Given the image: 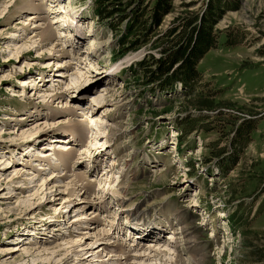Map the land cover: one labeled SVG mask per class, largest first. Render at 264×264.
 Returning <instances> with one entry per match:
<instances>
[{
	"label": "rangeland",
	"instance_id": "rangeland-1",
	"mask_svg": "<svg viewBox=\"0 0 264 264\" xmlns=\"http://www.w3.org/2000/svg\"><path fill=\"white\" fill-rule=\"evenodd\" d=\"M121 1L102 20L96 0H0V264H193L187 224L203 264H264V0H224L199 77L165 89L140 64L207 0H172L149 43L119 52L139 4ZM61 133L69 157L35 160Z\"/></svg>",
	"mask_w": 264,
	"mask_h": 264
},
{
	"label": "trees",
	"instance_id": "trees-1",
	"mask_svg": "<svg viewBox=\"0 0 264 264\" xmlns=\"http://www.w3.org/2000/svg\"><path fill=\"white\" fill-rule=\"evenodd\" d=\"M113 1V0H112ZM153 7L147 12V7L140 6L142 0H132L130 4L137 2L138 7L134 10V14H122L126 19L129 18L127 27L128 34L124 35L121 44L122 49L119 52L125 51V46L135 48L137 45L149 43L150 35L155 34L154 28L159 26L163 19V15L167 14L171 8L172 0H152ZM116 2V3H114ZM109 5V0H96L94 12L99 19L111 17L114 12L120 11L118 6L121 0H114ZM129 4V5H130ZM227 4L224 0H207L205 10L202 13H193L191 16L184 17L181 22L167 29L168 31L163 36L157 37L151 46V49L159 51L160 56L154 58L149 56V60L141 62L142 70L146 74L147 82L161 81L159 88L165 89V80L179 81L184 85H190L199 77L197 64L207 51L216 43L217 34L214 26L220 21L223 10ZM112 6V9L109 7ZM125 12V10H123ZM148 13V18H144V14ZM112 28L114 25H112ZM145 31L140 38H135L133 41L127 42L129 36L133 37L138 34V31ZM177 66L175 69H173ZM164 81V83H163ZM169 83V84H170ZM172 84H170L171 86ZM164 86V87H163ZM169 88V87H168Z\"/></svg>",
	"mask_w": 264,
	"mask_h": 264
},
{
	"label": "bare ground",
	"instance_id": "bare-ground-1",
	"mask_svg": "<svg viewBox=\"0 0 264 264\" xmlns=\"http://www.w3.org/2000/svg\"><path fill=\"white\" fill-rule=\"evenodd\" d=\"M50 7V6H49ZM60 9V8H59ZM49 10V9H48ZM54 11V10H53ZM50 12V11H49ZM48 12V13H49ZM54 12H59V10H55ZM53 14H55V13H53ZM62 14V13H61ZM59 16L60 15H58L57 17L59 18ZM32 17H34L33 15H32ZM58 22H60V23H62V22H64V19H62V20H60L59 19V21ZM57 22V23H58ZM64 25V24H63ZM77 25V24H76ZM48 26H51V25H48ZM52 31H51V28H46L45 29V31H43V33L41 34V40L43 41V42H47V40L49 41V39H50V37L52 36ZM27 84V83H26ZM56 91V90H55ZM48 96V95H47ZM85 112H86V115L83 113V117L85 118V120L86 121H84L85 122V127H86V130L87 131H91V133H92V136H91V139L93 140L92 142H91V144H92V146H93V144L94 145H100L101 144V142L100 141H102V140H99L97 137H98V133H97V128L99 127L98 125L100 124V122H101V120L99 119V118H97V115L95 116V115H93L92 114V111L90 110V109H85L84 110ZM92 126H94L96 129L94 130L93 128H92ZM72 129V128H71ZM56 132V131H55ZM57 133V132H56ZM54 134V133H53ZM70 134H72V131H70ZM174 136H176V133H174V135H173V137ZM22 136H20L19 138H21ZM58 137H60V138H58ZM57 138L60 140V141H62V142H67L68 140H70V139H67L66 137H65V139L64 140H62L63 139V137H64V135H62V133L60 134V136H58ZM56 138V137H55ZM98 139V140H97ZM53 141H58V140H53ZM52 141V142H53ZM59 141V142H60ZM100 143V144H99ZM63 144H65V143H63ZM62 144V145H63ZM172 144V143H171ZM107 145V142H104L103 143V145H100V147H98V150L99 151H102L103 152V150L104 149H108L109 147H107L106 146ZM173 145V144H172ZM63 147H64V149L65 150H63V151H61L60 153H58L57 151V154H61V156L63 157H66V156H68L69 157V151H70V145H67V144H65V145H63ZM67 149H69V150H67ZM90 149V148H89ZM86 151V150H85ZM84 151V152H85ZM90 151V152H89ZM55 152H53V154H54ZM87 153H91V150H88L87 151ZM51 154V153H50ZM55 155H56V153H55ZM47 156V155H46ZM50 156V155H49ZM52 157V156H51ZM35 160H37V161H46V162H48L49 163V160H50V158H41V155H39V156H37V158H35ZM51 161H53V160H50V162ZM43 163V162H42ZM9 164H11V162L9 161ZM52 164H54V163H52ZM51 164V165H52ZM48 165V164H47ZM13 167V166H12ZM48 169V168H47ZM54 171H56L55 170V168H54ZM14 172V177H16V176H18V173H16L15 174V171H13ZM19 172V171H18ZM34 174V173H33ZM32 174V175H33ZM35 175V174H34ZM108 175H109V172H108ZM105 176V175H104ZM35 177H36V175H35ZM107 178H109V176L107 177ZM106 181V180H105ZM108 181V180H107ZM101 182V181H100ZM109 182V181H108ZM55 184H56V182H54ZM52 184H53V182H52ZM108 184V183H107ZM49 185H51V184H49ZM102 187V186H101ZM174 216H175V221L177 222V224H178V221H181L182 220V215L180 214V213H178V212H176V213H174L173 214ZM132 216H135L134 214H132ZM79 218V217H78ZM135 218H137V216H135ZM181 218V219H180ZM82 219V218H81ZM142 220V219H141ZM184 222V221H183ZM186 223V222H185ZM188 223H192L191 221H189L188 220ZM166 224H167V222L165 221L164 222V227H166ZM151 225V223L150 222H146L145 224H143V226L144 227H148V226H150ZM188 225V224H187ZM187 225H184V226H181V224H180V226L182 227L181 228V233H178V234H181V235H183L184 236V238L185 239H187V245H189V244H191V242H193L194 244H192L191 245V247H190V253H191V255H192V257H193V260H194V262L195 263H193V264H203L204 263V260H205V254H203V249L201 250V249H199V245L198 244H196L195 242H196V238L194 237V236H191V234L189 233V229H188V227H187ZM203 226V225H202ZM151 227V226H150ZM173 227V226H172ZM173 229V228H172ZM153 230H155V229H153ZM153 230H152V234H154V232H153ZM151 232V231H150ZM142 233H145V232H142ZM142 233H141V235L140 234H138L137 236H133L132 238H134L135 237V239H137V237H141V238H143L144 236H147V235H145L144 234V236L142 235ZM148 234H149V232H148ZM151 234V235H152ZM175 235V234H174ZM120 237V236H119ZM130 238H131V236H130ZM131 238V239H132ZM154 238H155V236H154ZM194 238H195V240H194ZM115 239V238H114ZM157 240H160V237H158L157 238ZM193 240V241H192ZM191 241V242H190ZM115 243H117V242H115ZM120 244H118L117 243V245H118V248H119V253H122V254H125V251H124V249H126V248H123L124 246H122V242L120 241L119 242ZM67 244H70V243H67ZM36 245V244H35ZM158 245V244H157ZM130 246V245H129ZM133 246V245H132ZM35 248H38L37 247V245H36V247ZM35 248H31L30 249V251L29 252H27V253H32L33 252V249L35 250ZM46 250V249H45ZM107 250V249H106ZM160 252H161V250L160 249H158ZM167 251H169V252H171L170 250H168V249H166ZM46 251H49V250H46ZM6 252H8V251H4V254H6ZM146 252V251H145ZM34 253V252H33ZM111 253L112 252H110L109 254L111 255ZM109 254H107V256L109 255ZM121 254V255H122ZM146 253H144V256H148L147 254L145 255ZM152 254H153V252H152ZM151 254V255H152ZM141 255V254H140ZM143 255V254H142ZM153 256V255H152ZM158 256V255H157ZM143 256H137V254L135 255H132V258L130 257V259L131 260H135V261H137L138 259H143L142 258ZM154 257V256H153ZM149 259H148V262H149V260H150V257H148ZM48 259V257L45 259V260H47ZM154 259H156L155 257H154ZM39 260H43V259H39ZM151 261V260H150ZM166 261V260H165ZM174 261V260H173ZM34 263L36 262V260L35 261H33ZM106 263V262H105ZM137 263H140V262H137ZM172 263V262H171ZM36 264V263H35ZM150 264V263H149ZM156 264V263H155ZM158 264V263H157ZM164 264H167V262L166 263H164Z\"/></svg>",
	"mask_w": 264,
	"mask_h": 264
}]
</instances>
